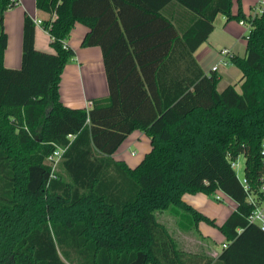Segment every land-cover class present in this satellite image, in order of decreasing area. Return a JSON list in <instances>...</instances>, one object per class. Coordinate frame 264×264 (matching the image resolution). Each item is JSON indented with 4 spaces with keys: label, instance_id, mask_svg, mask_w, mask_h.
<instances>
[{
    "label": "trees",
    "instance_id": "trees-1",
    "mask_svg": "<svg viewBox=\"0 0 264 264\" xmlns=\"http://www.w3.org/2000/svg\"><path fill=\"white\" fill-rule=\"evenodd\" d=\"M169 3L192 15L185 27L161 13ZM14 6L0 0V264H264V232L248 221L249 198L264 202V11L232 15L231 0H36L52 51L35 47L26 13L21 66L8 68L3 18ZM130 8L140 12L133 24ZM218 14L250 28L244 56L229 57L239 91H218L220 76L193 56ZM76 22L88 27L81 45L100 47L108 84L89 109L63 105L58 92ZM161 25L164 43L154 39ZM134 130L151 150L130 168L112 154ZM240 155L242 176L231 165ZM217 191L236 203L221 225L182 198ZM163 211L200 238V222L218 228L226 247L215 258L187 252Z\"/></svg>",
    "mask_w": 264,
    "mask_h": 264
},
{
    "label": "crops",
    "instance_id": "crops-1",
    "mask_svg": "<svg viewBox=\"0 0 264 264\" xmlns=\"http://www.w3.org/2000/svg\"><path fill=\"white\" fill-rule=\"evenodd\" d=\"M154 3L155 0H149ZM231 14L235 15L238 8L241 7L246 17H252L258 9L259 0H231ZM161 13L169 20L174 18V23L180 27L186 26L188 19L192 16L187 10L172 6V3L164 6ZM28 14L33 20L43 19L48 16L36 7V0H18V4L4 12L3 28L7 36L6 48L4 50L3 64L8 68H19L21 66L22 56V32L24 15ZM124 18L129 23H135L140 19V12L135 8L126 9ZM213 30L207 39L202 42L194 51L193 56L200 68L205 74L211 73V68L218 64L217 74L220 76L217 84V90L222 91L230 84H237L239 91L241 71L235 65L226 63L219 64L221 60H228L230 55L244 56L246 49V27L235 19H227L223 14H218L213 21ZM161 33L155 37V40L161 43L168 39V29L165 31V25H161ZM152 29L158 30V23H154ZM88 31V27L80 22H76L71 29L65 43L74 50V56L65 65L61 80L59 83V98L63 105L71 108H84L86 101L106 98L109 94L107 78L102 60V52L98 45L82 46L81 42ZM51 38L41 25L36 24L34 45L37 49L50 52ZM222 49H228L229 56L221 54ZM264 142V141H263ZM151 150L149 137L140 130H134L120 144L117 150L112 154L116 161H122L130 168H135L144 156ZM242 176V175H238ZM222 201L225 194L221 193ZM228 197V196H227ZM183 200L192 205L195 209L215 220L217 225L223 224L229 214L235 209L236 203L230 199V204L222 213H213L211 209L213 204L210 196L203 193L188 194L182 196ZM221 216V217H219ZM162 222V221H161ZM210 225L205 222L198 224V229L206 243H211L207 247L213 253L219 254L213 248L217 242L214 239L215 234H211ZM220 234V233H219ZM213 235V236H212ZM220 245L225 242V238L220 234ZM208 249V251H210ZM221 251V250H220Z\"/></svg>",
    "mask_w": 264,
    "mask_h": 264
},
{
    "label": "rangeland",
    "instance_id": "rangeland-1",
    "mask_svg": "<svg viewBox=\"0 0 264 264\" xmlns=\"http://www.w3.org/2000/svg\"><path fill=\"white\" fill-rule=\"evenodd\" d=\"M237 162H238V166L235 168L236 174L242 175L244 162H245L244 156L240 155L237 159ZM223 197L224 200L219 202L214 199V196H210V198L213 201L211 209L214 210L213 211L214 214L222 213L224 209L226 210L227 205L230 204L229 198L227 196H223ZM157 217L167 226L168 230L170 231L174 239L178 242L180 247L186 250L187 252L205 254L214 258L217 256V253H213L212 250H210L207 247L208 245H211V243H206L204 240L200 239L196 234L192 232H187L179 229L177 226V217L171 211L169 212L163 211L161 213H158ZM209 228H211L212 230L211 234H215L214 239L217 241L214 244L213 249L216 252H220L221 250L220 234L222 233L216 227L211 226ZM208 249L210 251H208Z\"/></svg>",
    "mask_w": 264,
    "mask_h": 264
},
{
    "label": "built area",
    "instance_id": "built-area-1",
    "mask_svg": "<svg viewBox=\"0 0 264 264\" xmlns=\"http://www.w3.org/2000/svg\"><path fill=\"white\" fill-rule=\"evenodd\" d=\"M11 1H13L15 3V5L18 4V0H11ZM263 11H264V0H259L258 9H257L256 13L254 14V16L255 15H260ZM34 22H35V24H39V25L41 24V20L40 19H36V20H34ZM240 24H242V25H244L246 27V35H245V39H246L248 34H249V29H250L249 25L247 23H245L244 21H240ZM221 54L224 55V56H229L230 52L228 51V49H222L221 50ZM228 61H229V59L228 60H221L219 62V64L225 65L226 63H228ZM217 70H218V64L214 65L211 68V71H215L216 72ZM91 107H92V101L91 100L86 101L85 108L89 109ZM261 147H262V153L264 154V142L262 143ZM63 151H64L63 148L57 147L52 152V154H50L47 157V163L51 165L52 172L56 169V167L58 165V162L61 159ZM231 165L235 169L238 166L237 160L232 161ZM242 181H243V183L246 182V180L244 178L242 179ZM244 188L247 189V186L245 184H244ZM261 190L264 191V183L261 185ZM214 197H215L216 200H221L222 201V196H221V192L220 191H217L215 193ZM249 202L251 204H253L254 209L249 214L248 221L250 223H252V224L257 225L259 227V229L264 232V202H256L252 198H249ZM222 247H226V244L223 243Z\"/></svg>",
    "mask_w": 264,
    "mask_h": 264
}]
</instances>
